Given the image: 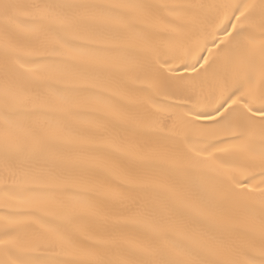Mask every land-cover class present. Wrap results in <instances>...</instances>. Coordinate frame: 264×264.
<instances>
[{
	"label": "snow or ice",
	"instance_id": "6c2138e0",
	"mask_svg": "<svg viewBox=\"0 0 264 264\" xmlns=\"http://www.w3.org/2000/svg\"><path fill=\"white\" fill-rule=\"evenodd\" d=\"M0 264H264V0H0Z\"/></svg>",
	"mask_w": 264,
	"mask_h": 264
}]
</instances>
